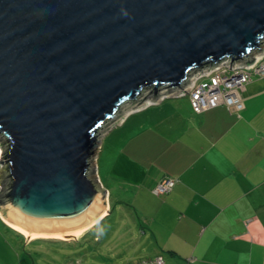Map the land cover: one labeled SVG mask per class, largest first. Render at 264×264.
<instances>
[{"label":"water","instance_id":"water-1","mask_svg":"<svg viewBox=\"0 0 264 264\" xmlns=\"http://www.w3.org/2000/svg\"><path fill=\"white\" fill-rule=\"evenodd\" d=\"M263 43L264 0H0L1 218L33 239L103 218L122 107Z\"/></svg>","mask_w":264,"mask_h":264},{"label":"crops","instance_id":"crops-1","mask_svg":"<svg viewBox=\"0 0 264 264\" xmlns=\"http://www.w3.org/2000/svg\"><path fill=\"white\" fill-rule=\"evenodd\" d=\"M243 97L240 112L219 105L196 113L189 98L170 97L127 114L106 133L97 157L109 212L72 239H97L94 231L116 210L140 258L264 264V77L254 76ZM167 177L178 179L173 190L154 194ZM7 225L0 217V247L14 252ZM104 226L111 241L114 224ZM20 256V264H32Z\"/></svg>","mask_w":264,"mask_h":264},{"label":"rangeland","instance_id":"rangeland-1","mask_svg":"<svg viewBox=\"0 0 264 264\" xmlns=\"http://www.w3.org/2000/svg\"><path fill=\"white\" fill-rule=\"evenodd\" d=\"M161 92L163 93V91ZM182 97L189 98V96ZM146 98L148 97L144 94L138 101L125 104L114 122L119 123L127 114L135 112L136 110L132 109ZM110 126L112 127L113 124ZM107 131L109 130L107 129ZM106 150L109 153L108 140H105L104 153ZM99 165H101V161H99ZM120 221L121 215H119V211L115 210L108 218L107 223L104 221L103 229L100 227L94 231L98 233L97 239L95 234L91 233L80 242L74 239L42 237L26 243L24 239L27 237L24 234L7 225L15 233H11L14 252L12 249L3 250L0 247V264H20V255L23 259L24 257L30 259L32 264H130L136 262L140 258L139 250L136 247L137 241L135 239L126 241L127 237L123 229L128 224V220L119 225ZM109 223L114 224L113 229H109L107 234L111 237V241H107L108 238L104 233V225Z\"/></svg>","mask_w":264,"mask_h":264},{"label":"built area","instance_id":"built-area-1","mask_svg":"<svg viewBox=\"0 0 264 264\" xmlns=\"http://www.w3.org/2000/svg\"><path fill=\"white\" fill-rule=\"evenodd\" d=\"M254 76L264 77V43L261 49L252 55L251 61L230 62L224 60L216 66L201 68L190 76L182 88L171 89L170 92H167L169 89L163 90L157 101L166 97L189 96L193 111L196 113L219 105H225L232 111L240 112L245 107L243 93ZM156 102L152 98H146L132 110H141ZM177 181L176 178H164L153 188L154 194L159 196L169 193ZM131 264L170 263L166 261L163 255H156Z\"/></svg>","mask_w":264,"mask_h":264},{"label":"bare ground","instance_id":"bare-ground-1","mask_svg":"<svg viewBox=\"0 0 264 264\" xmlns=\"http://www.w3.org/2000/svg\"><path fill=\"white\" fill-rule=\"evenodd\" d=\"M104 214L105 213H102L98 218H96L95 220H93L92 223H90L89 225H86L84 227L78 228L76 230L69 231L68 234H64V235H62V236H60L58 238L72 239L74 237L75 238L76 237H80L85 231H88V229L92 226L93 223H95L96 221H98L99 219H101ZM26 237L29 238V239H33V238L29 237V236H26ZM38 238H42V237H38Z\"/></svg>","mask_w":264,"mask_h":264},{"label":"trees","instance_id":"trees-1","mask_svg":"<svg viewBox=\"0 0 264 264\" xmlns=\"http://www.w3.org/2000/svg\"><path fill=\"white\" fill-rule=\"evenodd\" d=\"M171 91V89H169V91H167V92H170ZM138 101V100H137ZM139 103H141V102H139ZM144 258H151V257H144ZM144 258H140L139 260H141V259H144ZM165 258V257H164ZM166 259V258H165ZM139 260H137V261H139ZM136 261V262H137ZM167 261V260H166ZM136 262H133V263H136ZM168 262V261H167ZM169 263V262H168ZM131 264V263H130Z\"/></svg>","mask_w":264,"mask_h":264}]
</instances>
